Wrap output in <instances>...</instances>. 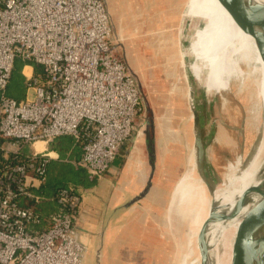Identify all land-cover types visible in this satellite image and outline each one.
I'll list each match as a JSON object with an SVG mask.
<instances>
[{"label": "built area", "instance_id": "obj_1", "mask_svg": "<svg viewBox=\"0 0 264 264\" xmlns=\"http://www.w3.org/2000/svg\"><path fill=\"white\" fill-rule=\"evenodd\" d=\"M18 60L26 64L22 101L7 95ZM143 108L104 0H0V264L83 263L82 196L72 186L50 198L41 193L50 165L62 162L49 145L72 137L82 154L66 162L100 178ZM46 204L55 210L44 214Z\"/></svg>", "mask_w": 264, "mask_h": 264}, {"label": "rangeland", "instance_id": "obj_2", "mask_svg": "<svg viewBox=\"0 0 264 264\" xmlns=\"http://www.w3.org/2000/svg\"><path fill=\"white\" fill-rule=\"evenodd\" d=\"M107 1L118 54L122 58L127 56L144 95L143 112L137 118L133 135L120 150L123 155L133 152L132 158L137 150L144 148L149 157L147 138H154L155 171L159 174L155 194L159 195L160 204L146 209V216L157 222L161 237L175 245L176 260L170 264H199L198 235L203 220L210 215L213 199L202 183L208 195L202 205L195 209L188 206L191 197L180 206L174 200L185 175L190 180H200L195 168L193 112L197 111L201 118L206 143H211L207 176L217 190L229 189V178L241 165L242 169L246 167L263 135L261 73L238 62L234 37L219 52L204 42L202 34L207 32L203 33L199 27H203L202 17H206L191 12L195 0ZM120 24L124 30L122 36L118 33ZM191 31L188 47L184 40ZM187 47L192 50L190 53L184 51ZM220 61L222 68L218 66ZM40 72L42 69L36 66V75ZM218 79L222 83L219 91ZM26 92L25 88L24 99ZM154 212L157 218L152 217ZM239 227L240 224L231 229L232 238ZM221 229L214 226L208 237L215 261L218 250L220 253Z\"/></svg>", "mask_w": 264, "mask_h": 264}, {"label": "crops", "instance_id": "obj_3", "mask_svg": "<svg viewBox=\"0 0 264 264\" xmlns=\"http://www.w3.org/2000/svg\"><path fill=\"white\" fill-rule=\"evenodd\" d=\"M104 1L113 31L111 9ZM117 27L122 36V24ZM123 59L128 65L127 56L123 55ZM122 153L120 150L109 170L94 179V184L72 186L82 196L76 223L78 239L87 248L82 264H170L176 260L175 245L161 237L157 222L146 216V209L160 204L155 194L159 174L155 171L151 180L152 167L144 148L132 158L133 152ZM150 182L149 192L140 199ZM153 215L157 218L155 212Z\"/></svg>", "mask_w": 264, "mask_h": 264}, {"label": "water", "instance_id": "obj_4", "mask_svg": "<svg viewBox=\"0 0 264 264\" xmlns=\"http://www.w3.org/2000/svg\"><path fill=\"white\" fill-rule=\"evenodd\" d=\"M229 11L232 18L245 31L251 34L264 54V4L255 0H220ZM191 99L194 93L191 90ZM195 127V168L211 197H215L217 189L207 176L208 148L201 124V118L194 111ZM149 162L152 167L151 180L156 170V152L154 138L148 136ZM256 176V174H255ZM263 182L260 186L248 188L231 205H223L213 199L211 201L210 215L202 225L198 235L197 245L201 264H216L213 259L214 250L208 237L214 226H221L222 231L234 225L235 220H242L233 244L232 264H264V173L261 174ZM151 188V182L139 197L144 198ZM248 212L243 214L244 210ZM242 214V215H241ZM237 219V217H239ZM215 261V262H213Z\"/></svg>", "mask_w": 264, "mask_h": 264}, {"label": "bare ground", "instance_id": "obj_5", "mask_svg": "<svg viewBox=\"0 0 264 264\" xmlns=\"http://www.w3.org/2000/svg\"><path fill=\"white\" fill-rule=\"evenodd\" d=\"M255 1L257 3L264 4V0H255ZM191 8H192L191 9L192 13L197 12L200 13L201 15L204 14L206 17V18L202 17V19H204L203 20L204 25L203 27L202 26L199 27L203 29V33L207 32V34L206 33L202 34L203 36H205L204 42L206 44H210V45L212 44L216 52H219L220 48L223 49L226 46V44H228L229 41L234 37L235 41L237 42V47L235 51L237 50L236 56L238 62L244 66L250 65L251 67H254L255 71L257 70L260 71L261 76H260L259 85L261 88V96L263 98L262 119L264 124V54L261 51L259 45L256 43L254 37L238 25V23L232 18L229 11L226 9V7L222 4L220 0H195L192 3ZM234 38L232 40H234ZM191 39H192V31L186 36L184 40L186 41L188 47L190 46L189 41ZM188 47L184 51L190 53L192 50L189 49ZM201 47L207 50L206 46L201 45ZM221 62L222 61L218 63V66L222 68ZM226 66L227 64L225 65V68ZM219 71L221 70L219 69ZM31 72L32 69L30 67H27L25 70V74L30 76ZM218 77L220 78V75ZM213 82H215V80H213ZM221 87H222V83L220 79H218V87H216L217 91H219V88ZM35 147L38 150H43L45 148L44 143L42 142H38L35 145ZM242 167L243 165H241V167L235 173H233V175H231V177L229 178L228 182H230V188L218 189L215 194V197L214 198L212 197V199L221 202L223 205H231L248 188L252 187L256 190L257 189L256 187L261 185V183L263 182L261 174L264 173V126H263V135L256 149L255 154L250 159L246 167H244L243 169ZM202 183L203 181H201V179L190 180L189 175H185V177L182 179L181 183L179 184L177 189V194H175L174 197V200L176 198L175 200L176 206H180L183 203V201L188 197H191L192 200L190 202V205L188 206L194 207L195 209L196 206L202 205V203L207 200L206 197L208 196V195L206 196L207 193L204 190V187L202 186L204 183L203 184ZM247 212L248 211L245 209L243 211V214ZM206 218L207 217H205V219ZM238 218H240V216L237 217V219ZM205 219L203 220V222L205 221ZM242 220L243 219L235 220L234 222L236 221L237 222L234 223V225H232L230 229L227 228L223 230L220 239L218 241L220 253L218 250L217 252L218 254L216 256L217 259L216 264H232L233 244L235 242L236 236L232 238L230 231L232 228H235L239 224H241ZM203 222L201 226L203 225ZM200 228L198 230H200Z\"/></svg>", "mask_w": 264, "mask_h": 264}, {"label": "trees", "instance_id": "obj_6", "mask_svg": "<svg viewBox=\"0 0 264 264\" xmlns=\"http://www.w3.org/2000/svg\"><path fill=\"white\" fill-rule=\"evenodd\" d=\"M26 64L21 61L16 62L15 70L7 89V95L16 101H22L25 88L27 89L24 76L22 75L23 66ZM21 91H19L20 89ZM50 151L60 154L62 162H53L48 170L47 180L41 193L47 198L52 197L58 190L70 186H90L95 180L89 181V175L84 169H75L66 160H78L81 158L80 145L72 137H62L49 145ZM90 182V183H89ZM55 210L51 204H46L40 208L44 214Z\"/></svg>", "mask_w": 264, "mask_h": 264}]
</instances>
